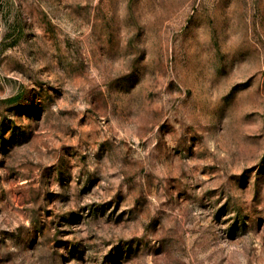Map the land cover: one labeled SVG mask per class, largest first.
<instances>
[{"label":"rangeland","instance_id":"obj_1","mask_svg":"<svg viewBox=\"0 0 264 264\" xmlns=\"http://www.w3.org/2000/svg\"><path fill=\"white\" fill-rule=\"evenodd\" d=\"M0 264H264V0H0Z\"/></svg>","mask_w":264,"mask_h":264}]
</instances>
